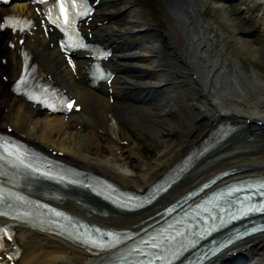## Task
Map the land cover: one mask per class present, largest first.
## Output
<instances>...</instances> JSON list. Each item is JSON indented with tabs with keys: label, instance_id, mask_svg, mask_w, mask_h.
Listing matches in <instances>:
<instances>
[{
	"label": "bare ground",
	"instance_id": "1",
	"mask_svg": "<svg viewBox=\"0 0 264 264\" xmlns=\"http://www.w3.org/2000/svg\"><path fill=\"white\" fill-rule=\"evenodd\" d=\"M95 1L96 12L83 28L91 41L111 48L106 66L115 75L96 86L90 78L92 55H72L70 66V58L57 45L56 31L45 32L31 0H17L0 10V25L9 14L26 15L37 23L26 34L0 29V133L124 190L143 193L172 174L216 127L231 128L178 175L167 193L142 210H120L73 189L52 198L54 189L37 187L31 195L77 219L137 231L221 172L228 174L210 191L264 178V0H256L251 10L232 6L234 0ZM250 11L263 12L257 18ZM22 46L32 54L38 76L53 79L76 98L79 112L60 117L14 92L23 64ZM231 57L236 59L233 65ZM173 130L180 132V139L164 140L165 132ZM132 132L149 136V143L157 145L156 153L143 155ZM102 140L108 143L110 155L103 152ZM125 151L136 158V172L125 161ZM6 223L11 222L0 219V225ZM13 223L14 242L7 245L9 251L17 248L19 256L13 259L0 251V264H100L107 256L48 229ZM246 260L264 264V232L235 242L205 264H246Z\"/></svg>",
	"mask_w": 264,
	"mask_h": 264
},
{
	"label": "rangeland",
	"instance_id": "2",
	"mask_svg": "<svg viewBox=\"0 0 264 264\" xmlns=\"http://www.w3.org/2000/svg\"><path fill=\"white\" fill-rule=\"evenodd\" d=\"M255 1H251V2H246L244 3V1H232L231 4L232 6L236 7V6H244L246 8H249L250 10L253 8ZM252 12V11H250ZM263 11H257V12H252V14L254 16H256L257 18H259V14L262 13ZM264 13V12H263ZM262 20L264 21V15L262 16ZM229 52V51H228ZM230 53V52H229ZM235 58L231 57V65H233L235 63ZM242 63L244 64V67L246 68V70L251 71L250 65L248 64V62L246 60H243V58H241ZM132 135L134 137H136L140 143V145H142V152L144 153L143 155H145L146 157H151L156 153L157 150V145L153 144V143H149L151 138L149 136H146L145 138L139 137L138 135H136L134 132H132ZM180 132L178 130H173V131H167L165 132L163 139L164 140H169L171 142H175L177 140L180 139ZM101 143V147L102 150H104L103 152H106V155H110V150L108 148V143L105 140L100 141ZM96 150V149H93ZM126 152V151H125ZM125 161L126 162H130L131 163V170L136 172L138 170V163L136 158L131 157L129 155V153L126 152L125 154Z\"/></svg>",
	"mask_w": 264,
	"mask_h": 264
},
{
	"label": "snow or ice",
	"instance_id": "3",
	"mask_svg": "<svg viewBox=\"0 0 264 264\" xmlns=\"http://www.w3.org/2000/svg\"><path fill=\"white\" fill-rule=\"evenodd\" d=\"M76 2V0H70V4L74 5ZM61 9L65 11V22H68V9L65 8L64 3L62 2L60 5ZM20 17L17 16H9L8 18H6L4 24L5 25H12L13 27H19V21H20ZM0 26H4V25H0ZM38 98V97H37Z\"/></svg>",
	"mask_w": 264,
	"mask_h": 264
}]
</instances>
